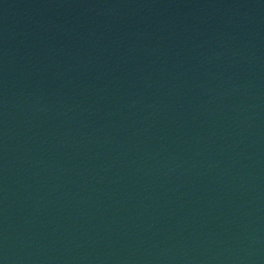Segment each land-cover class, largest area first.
<instances>
[{
    "label": "water",
    "instance_id": "1",
    "mask_svg": "<svg viewBox=\"0 0 264 264\" xmlns=\"http://www.w3.org/2000/svg\"><path fill=\"white\" fill-rule=\"evenodd\" d=\"M0 264H264V10L0 0Z\"/></svg>",
    "mask_w": 264,
    "mask_h": 264
}]
</instances>
